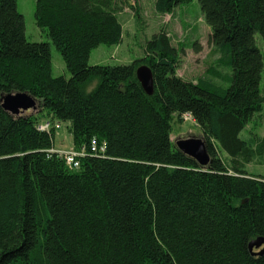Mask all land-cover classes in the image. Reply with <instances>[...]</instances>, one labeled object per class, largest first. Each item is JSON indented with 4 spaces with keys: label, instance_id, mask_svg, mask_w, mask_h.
I'll use <instances>...</instances> for the list:
<instances>
[{
    "label": "trees",
    "instance_id": "1",
    "mask_svg": "<svg viewBox=\"0 0 264 264\" xmlns=\"http://www.w3.org/2000/svg\"><path fill=\"white\" fill-rule=\"evenodd\" d=\"M187 1L153 7L165 14ZM198 2L217 55L187 79L177 72L183 44L165 25L130 62H88L97 45L122 40L117 0H35L49 40H29L17 0H0V97L38 100L17 116L0 100V264H264V249L249 248L264 236V175L245 169L264 156V135H241L264 110L255 40L264 42V0ZM51 43L69 76L52 74ZM141 63L151 94L136 76ZM184 113L201 129L206 165L171 138ZM52 118L85 149L78 166L51 150Z\"/></svg>",
    "mask_w": 264,
    "mask_h": 264
},
{
    "label": "rangeland",
    "instance_id": "2",
    "mask_svg": "<svg viewBox=\"0 0 264 264\" xmlns=\"http://www.w3.org/2000/svg\"><path fill=\"white\" fill-rule=\"evenodd\" d=\"M119 4V20L123 27L122 40L119 43H101L94 47L88 58L93 63H127L143 54L144 43L161 25H165L171 41L176 46L182 45L177 72L187 79H195L206 72L213 63L216 53L208 40L210 26L203 18L198 0H190L177 5L172 12L160 14L154 10L153 0H117ZM131 5H130V4ZM18 10L23 14L25 34L29 40H49L46 30L38 26L34 19L35 0H17ZM197 42L196 50L190 42ZM255 40L262 52L263 68L260 81L261 93H264V42L259 32ZM52 74L69 76L64 60L54 44H50ZM38 106V100L36 107ZM30 108L24 113L36 111ZM55 126L53 137L54 148H72L68 122L51 119ZM43 121V120H41ZM264 135V110L241 131L245 138ZM198 124L189 114L177 116L172 121L171 138L173 141L187 136H201ZM245 169L255 174L264 175V156L255 155L245 164Z\"/></svg>",
    "mask_w": 264,
    "mask_h": 264
},
{
    "label": "water",
    "instance_id": "3",
    "mask_svg": "<svg viewBox=\"0 0 264 264\" xmlns=\"http://www.w3.org/2000/svg\"><path fill=\"white\" fill-rule=\"evenodd\" d=\"M136 76L143 90L147 94L153 92V75L151 68L141 63L136 67ZM2 105L9 110L14 116L24 113L30 108H35L37 99L26 91H15L1 95ZM176 146L186 154L195 158L199 164L206 165L210 160L206 143L202 136H187L175 140ZM261 247L260 252L264 249V236H258L249 242V248Z\"/></svg>",
    "mask_w": 264,
    "mask_h": 264
},
{
    "label": "built area",
    "instance_id": "4",
    "mask_svg": "<svg viewBox=\"0 0 264 264\" xmlns=\"http://www.w3.org/2000/svg\"><path fill=\"white\" fill-rule=\"evenodd\" d=\"M189 114V113H185ZM190 115V114H189ZM40 128H47L48 127V122H42L39 123L38 125ZM91 151H96V149L99 150V152H103L104 146L101 145L97 147L95 140H92L91 145H90ZM51 150H55L59 152L63 157L65 158L66 163L70 167H76L79 164V159L78 157L81 155L85 154V149H75V148H70V149H57V148H52Z\"/></svg>",
    "mask_w": 264,
    "mask_h": 264
}]
</instances>
